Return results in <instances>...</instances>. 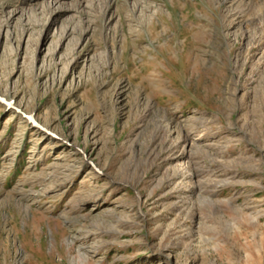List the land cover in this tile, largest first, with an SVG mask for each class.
I'll list each match as a JSON object with an SVG mask.
<instances>
[{
	"label": "rangeland",
	"instance_id": "374dc122",
	"mask_svg": "<svg viewBox=\"0 0 264 264\" xmlns=\"http://www.w3.org/2000/svg\"><path fill=\"white\" fill-rule=\"evenodd\" d=\"M0 264H264V0H0Z\"/></svg>",
	"mask_w": 264,
	"mask_h": 264
}]
</instances>
